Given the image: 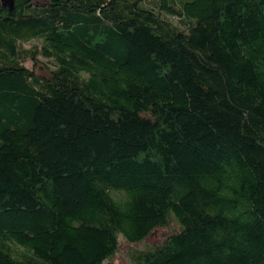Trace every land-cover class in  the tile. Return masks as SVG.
<instances>
[{"label": "trees", "instance_id": "16d2710c", "mask_svg": "<svg viewBox=\"0 0 264 264\" xmlns=\"http://www.w3.org/2000/svg\"><path fill=\"white\" fill-rule=\"evenodd\" d=\"M0 0V264H264V0Z\"/></svg>", "mask_w": 264, "mask_h": 264}, {"label": "water", "instance_id": "95a60500", "mask_svg": "<svg viewBox=\"0 0 264 264\" xmlns=\"http://www.w3.org/2000/svg\"><path fill=\"white\" fill-rule=\"evenodd\" d=\"M2 4L4 7L7 9H13L14 8V0H1Z\"/></svg>", "mask_w": 264, "mask_h": 264}, {"label": "rangeland", "instance_id": "374dc122", "mask_svg": "<svg viewBox=\"0 0 264 264\" xmlns=\"http://www.w3.org/2000/svg\"><path fill=\"white\" fill-rule=\"evenodd\" d=\"M122 263L123 261L121 257H118L117 260H115V264H122Z\"/></svg>", "mask_w": 264, "mask_h": 264}]
</instances>
